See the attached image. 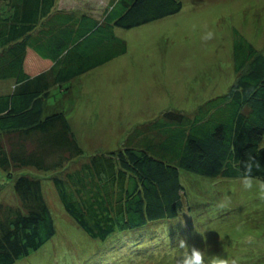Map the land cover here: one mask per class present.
Masks as SVG:
<instances>
[{
	"label": "trees",
	"instance_id": "1",
	"mask_svg": "<svg viewBox=\"0 0 264 264\" xmlns=\"http://www.w3.org/2000/svg\"><path fill=\"white\" fill-rule=\"evenodd\" d=\"M0 1L6 6L0 13V80L14 82L11 91L0 93V168L13 178L19 199L15 207L0 203V264H14L56 233L40 179L19 171L56 170L83 155L65 111L48 101L52 88L62 93L79 75L123 53L116 27L148 23L178 12L182 4L111 0L101 23L74 28L59 11L33 35L54 0ZM47 33L54 35L45 43ZM101 48L108 50L98 55ZM233 63L235 79L225 93L192 113L162 111L131 128L118 148L96 152L53 176L62 206L78 227L106 240L175 219L188 207L184 173L237 178L249 155L262 165L253 175L264 178V54L236 30Z\"/></svg>",
	"mask_w": 264,
	"mask_h": 264
},
{
	"label": "rangeland",
	"instance_id": "2",
	"mask_svg": "<svg viewBox=\"0 0 264 264\" xmlns=\"http://www.w3.org/2000/svg\"><path fill=\"white\" fill-rule=\"evenodd\" d=\"M180 1L176 13L128 29L116 27L115 36L126 45L123 53L73 79L65 94L52 88L48 101L65 111L83 155L64 168L19 171L40 179L56 233L14 264H177L184 252L180 240L237 264H264V200L241 190L236 178L184 173L188 207L177 218L120 231L106 240L77 226L53 184L54 175L63 176L67 167L74 169L96 152L118 148L131 128L162 111L192 113L225 93L235 79L234 30L264 54V0ZM3 5L0 1V13ZM59 6H65L64 0ZM107 50L99 49L98 55ZM13 85L0 80V93ZM0 203L19 205L13 178L1 168Z\"/></svg>",
	"mask_w": 264,
	"mask_h": 264
},
{
	"label": "clouds",
	"instance_id": "3",
	"mask_svg": "<svg viewBox=\"0 0 264 264\" xmlns=\"http://www.w3.org/2000/svg\"><path fill=\"white\" fill-rule=\"evenodd\" d=\"M260 148H264V142L261 143ZM243 165L236 183L244 192L253 193L264 200V178L253 175V169H259L262 165L251 155L243 162ZM179 246L184 249V252L177 264H237L236 259L218 253L209 254L200 248L190 247L184 240L179 241Z\"/></svg>",
	"mask_w": 264,
	"mask_h": 264
},
{
	"label": "crops",
	"instance_id": "4",
	"mask_svg": "<svg viewBox=\"0 0 264 264\" xmlns=\"http://www.w3.org/2000/svg\"><path fill=\"white\" fill-rule=\"evenodd\" d=\"M61 1L62 0H54V5L50 10V12L45 17H42L39 20V22L36 24L34 29L32 30L33 35L34 34L40 35L38 31L42 27V21L46 20L47 18L48 19L51 18L52 14L54 15V13L59 11H61L62 13L61 15L65 17L66 22L71 24L72 27L74 28H77L78 26H84V27L94 26L95 22L101 23V20L103 19L104 10L109 8V4L111 0L107 1L105 5H103V0H64L65 6L60 7L59 3ZM54 23L55 22H53L51 26H53V28L56 29L58 27V24L56 25ZM63 27L65 28L64 25ZM43 35L44 34H42L43 41L45 43H48L51 42L50 41L51 36H53L54 34L51 33L50 35H48L47 33L45 37H43ZM55 37L56 39H58V37L60 38V36H56V35ZM65 39L67 44L70 46V40L69 38H67V34H65ZM65 92L66 90H63V94H65Z\"/></svg>",
	"mask_w": 264,
	"mask_h": 264
}]
</instances>
